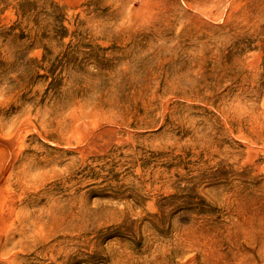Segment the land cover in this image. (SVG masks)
<instances>
[{"label": "rangeland", "instance_id": "1", "mask_svg": "<svg viewBox=\"0 0 264 264\" xmlns=\"http://www.w3.org/2000/svg\"><path fill=\"white\" fill-rule=\"evenodd\" d=\"M0 264H264V0H0Z\"/></svg>", "mask_w": 264, "mask_h": 264}]
</instances>
